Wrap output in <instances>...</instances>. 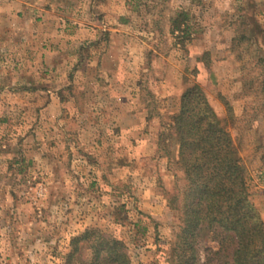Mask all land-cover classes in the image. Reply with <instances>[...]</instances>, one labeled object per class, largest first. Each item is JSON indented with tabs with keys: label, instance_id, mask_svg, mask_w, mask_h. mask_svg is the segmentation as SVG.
Masks as SVG:
<instances>
[{
	"label": "rangeland",
	"instance_id": "1",
	"mask_svg": "<svg viewBox=\"0 0 264 264\" xmlns=\"http://www.w3.org/2000/svg\"><path fill=\"white\" fill-rule=\"evenodd\" d=\"M193 84L264 222V0H0V264H63L87 227L169 264L185 181L159 134Z\"/></svg>",
	"mask_w": 264,
	"mask_h": 264
},
{
	"label": "trees",
	"instance_id": "2",
	"mask_svg": "<svg viewBox=\"0 0 264 264\" xmlns=\"http://www.w3.org/2000/svg\"><path fill=\"white\" fill-rule=\"evenodd\" d=\"M189 29L185 12L171 20V32L181 38L190 34ZM166 130L159 134V144L167 139L175 144V163L185 181L182 191L168 198L178 218L166 254L169 264H264V222L251 201L244 165L198 84L182 92ZM203 240L217 246L206 247L201 261ZM63 264H131V260L121 239L87 227L69 239Z\"/></svg>",
	"mask_w": 264,
	"mask_h": 264
}]
</instances>
